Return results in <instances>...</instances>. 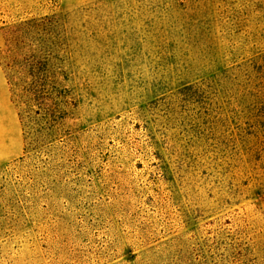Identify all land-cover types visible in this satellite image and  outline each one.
Instances as JSON below:
<instances>
[{"label": "rangeland", "instance_id": "obj_1", "mask_svg": "<svg viewBox=\"0 0 264 264\" xmlns=\"http://www.w3.org/2000/svg\"><path fill=\"white\" fill-rule=\"evenodd\" d=\"M0 67V264H145L264 203V0H0Z\"/></svg>", "mask_w": 264, "mask_h": 264}, {"label": "trees", "instance_id": "obj_2", "mask_svg": "<svg viewBox=\"0 0 264 264\" xmlns=\"http://www.w3.org/2000/svg\"><path fill=\"white\" fill-rule=\"evenodd\" d=\"M25 27L20 25L9 30L11 41L18 48L24 47ZM8 42L10 39L7 45ZM21 56L20 53L16 57L14 66L19 68L14 71L16 74L23 72ZM31 59V70L37 71L41 58L34 55ZM12 67L8 64L3 68L7 77ZM17 80L23 86L22 92H41L38 84L33 82L26 86L23 78ZM150 251L162 255L145 264H264V203L236 209L160 246L151 247L145 254Z\"/></svg>", "mask_w": 264, "mask_h": 264}, {"label": "crops", "instance_id": "obj_3", "mask_svg": "<svg viewBox=\"0 0 264 264\" xmlns=\"http://www.w3.org/2000/svg\"><path fill=\"white\" fill-rule=\"evenodd\" d=\"M1 68V67H0ZM0 100L2 102V108L0 109V144H7L5 137L10 133V100H9V92L7 81L5 79V75L3 71L0 69ZM16 129V125L14 127ZM4 156V155H3ZM2 158V154H0V159Z\"/></svg>", "mask_w": 264, "mask_h": 264}]
</instances>
